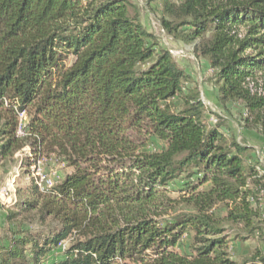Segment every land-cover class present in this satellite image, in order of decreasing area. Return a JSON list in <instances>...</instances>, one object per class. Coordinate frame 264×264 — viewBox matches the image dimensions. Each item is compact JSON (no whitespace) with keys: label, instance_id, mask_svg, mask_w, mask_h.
<instances>
[{"label":"trees","instance_id":"trees-1","mask_svg":"<svg viewBox=\"0 0 264 264\" xmlns=\"http://www.w3.org/2000/svg\"><path fill=\"white\" fill-rule=\"evenodd\" d=\"M150 1L264 139V0ZM188 81L133 0H0V160L28 147L27 167L55 154L72 169L48 193L34 177L18 190L6 218L35 215L44 231L20 230L0 264H46L57 248L65 256L51 264H237L234 242L249 238L263 247L244 262L264 264V166L208 124ZM13 102L28 114L22 137Z\"/></svg>","mask_w":264,"mask_h":264},{"label":"rangeland","instance_id":"rangeland-1","mask_svg":"<svg viewBox=\"0 0 264 264\" xmlns=\"http://www.w3.org/2000/svg\"><path fill=\"white\" fill-rule=\"evenodd\" d=\"M133 1L136 4L140 19L145 28L156 35L163 47L173 49L176 53L178 52L177 55L173 56L178 65L189 77V81L185 84V87H196L198 89L201 99L204 101L207 108L208 124L212 126L218 123L224 124L222 129L224 132L229 131L228 133L235 136L239 141L246 142L255 148L254 156H256V161H258L261 166H264V139L260 130L257 127L246 125V110L241 103L230 101L223 103L219 100V93L214 79V70L211 68L208 59L201 56L193 44H185L173 40L165 33L161 25L163 6L160 2H152L150 0ZM257 83L259 84V88L264 89V73L258 76ZM173 102L177 105L181 103L179 99H174ZM161 144L160 141L156 140L151 148L158 147ZM29 153L30 149L26 147L23 151L17 152L14 157L0 160V246L8 245L10 239L18 236L20 230L25 232L44 231L42 224L35 215L20 217L15 223L10 222L6 218L8 212L17 209L18 201L26 197H21L18 194V190L24 189L32 184L35 162H33L30 167L26 166ZM38 166H40L45 173H57L61 177V180L65 174L72 171L65 161L55 154L50 158L45 157L41 159ZM27 169H29V174H27ZM12 181L14 182L12 191L8 192V194L3 193V187H5L8 182ZM181 186V182L176 183L172 189L177 190ZM171 196L172 198L181 200V196L183 195L179 192H173ZM178 208L180 210H187L190 207L182 201H179ZM217 213L219 216L223 217L226 215V209L220 207ZM227 228L229 233H233L229 227ZM189 241L188 238H185L182 244H180L179 249L181 251H189ZM237 241L242 242L239 239ZM245 241L248 242L251 253L258 245L263 247L259 239L249 238ZM66 246L68 248L70 243L67 242ZM251 253H245L244 255L241 249L238 250L234 247L231 255L232 259L236 261L237 264H254L244 262ZM64 256V251L57 248L45 257L44 261L46 264H51L53 258L61 260Z\"/></svg>","mask_w":264,"mask_h":264},{"label":"built area","instance_id":"built-area-1","mask_svg":"<svg viewBox=\"0 0 264 264\" xmlns=\"http://www.w3.org/2000/svg\"><path fill=\"white\" fill-rule=\"evenodd\" d=\"M169 50H170L171 54L174 56L178 54V52L176 53L175 50H173V49H169ZM5 105L10 106L11 101L6 100ZM12 106L18 114L17 135L20 137L25 136L26 128H27V124H28V114L25 110L19 109L18 103L13 102ZM39 162L40 161L35 163V166H34L33 177L35 180V184L37 185L38 190L41 193H48V192H50V190H52L57 185L58 182H60L61 177L57 173L48 174V173L43 172L42 169L40 168V166H38ZM257 169L260 170V167H257ZM260 172L262 174L261 170H260ZM13 188H14V182L13 181L8 182L6 184V186L3 187L2 192L5 194H8V192L12 191Z\"/></svg>","mask_w":264,"mask_h":264},{"label":"crops","instance_id":"crops-1","mask_svg":"<svg viewBox=\"0 0 264 264\" xmlns=\"http://www.w3.org/2000/svg\"><path fill=\"white\" fill-rule=\"evenodd\" d=\"M234 247L237 248L238 250L241 249L242 253H244V255H245V253L246 254H250L251 253L247 241H242V242L236 241V242H234Z\"/></svg>","mask_w":264,"mask_h":264}]
</instances>
